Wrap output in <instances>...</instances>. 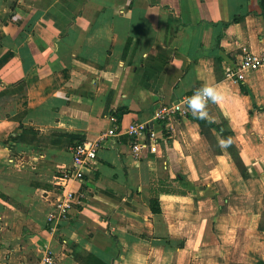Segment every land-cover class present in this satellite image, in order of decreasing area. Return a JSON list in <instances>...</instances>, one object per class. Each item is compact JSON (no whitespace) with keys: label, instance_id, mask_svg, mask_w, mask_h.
<instances>
[{"label":"crops","instance_id":"crops-1","mask_svg":"<svg viewBox=\"0 0 264 264\" xmlns=\"http://www.w3.org/2000/svg\"><path fill=\"white\" fill-rule=\"evenodd\" d=\"M260 1L0 0V264L45 249L55 264H264V64L225 77L264 51ZM205 83L222 92L207 105L222 133L190 109L153 119ZM131 121L155 132L137 157ZM81 140L99 146L76 178ZM155 179L174 188L158 212Z\"/></svg>","mask_w":264,"mask_h":264},{"label":"built area","instance_id":"built-area-1","mask_svg":"<svg viewBox=\"0 0 264 264\" xmlns=\"http://www.w3.org/2000/svg\"><path fill=\"white\" fill-rule=\"evenodd\" d=\"M263 64L264 51L254 53L252 51L244 50L241 60L237 64L228 66L225 69V77L236 81H242L245 78L247 70H256ZM183 100L159 104L153 112V119L166 123L172 118L186 116L188 113V107L184 104ZM118 129L119 124L115 121L106 132L102 133L101 137L105 138L107 136H112ZM146 130L148 131L149 137L155 139L154 130L149 129L146 122L131 121L125 128V131L130 138L131 151L134 157H137L146 146L142 139V135ZM98 146L97 141L89 140L77 141L71 145L70 151L72 154L73 165L75 167L74 176L76 178H82L83 168L88 166L96 158ZM65 197L66 199L63 202L56 204L55 208L48 214V222L52 223L54 226L58 221L66 217L71 203L75 198L71 191H68ZM35 264H55L54 252L50 249L43 250Z\"/></svg>","mask_w":264,"mask_h":264},{"label":"clouds","instance_id":"clouds-1","mask_svg":"<svg viewBox=\"0 0 264 264\" xmlns=\"http://www.w3.org/2000/svg\"><path fill=\"white\" fill-rule=\"evenodd\" d=\"M222 98L221 90L215 83H205L201 87L195 89L191 95L184 98V104L190 109L192 115L200 120H207L210 118V114L207 108L208 103L218 102ZM220 145L227 147L230 143V139L221 138Z\"/></svg>","mask_w":264,"mask_h":264},{"label":"trees","instance_id":"trees-1","mask_svg":"<svg viewBox=\"0 0 264 264\" xmlns=\"http://www.w3.org/2000/svg\"><path fill=\"white\" fill-rule=\"evenodd\" d=\"M261 5L263 7V12H264V0H261ZM238 18H235L234 20H237ZM242 87V91H245V87L244 85H241ZM194 119L200 124V126L202 127V130L206 127V128H213L216 131L222 133L223 131L221 130L220 126L213 123L212 121H207L204 119H196L194 117ZM151 191V210L153 212H158L159 211V206H158V195L161 192H171L174 191V188L171 187V181L165 180V179H155L152 181V185L150 188ZM259 227L261 228V223L259 224ZM100 263V260H99ZM100 264H103V262L101 261Z\"/></svg>","mask_w":264,"mask_h":264},{"label":"rangeland","instance_id":"rangeland-1","mask_svg":"<svg viewBox=\"0 0 264 264\" xmlns=\"http://www.w3.org/2000/svg\"><path fill=\"white\" fill-rule=\"evenodd\" d=\"M204 129H205V130H207V128H206V127H205ZM204 132H205V131H204Z\"/></svg>","mask_w":264,"mask_h":264}]
</instances>
